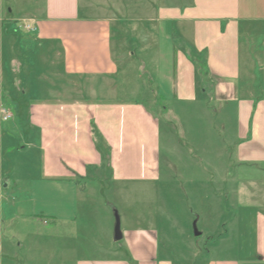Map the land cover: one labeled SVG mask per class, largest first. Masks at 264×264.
Segmentation results:
<instances>
[{
    "label": "rangeland",
    "instance_id": "obj_1",
    "mask_svg": "<svg viewBox=\"0 0 264 264\" xmlns=\"http://www.w3.org/2000/svg\"><path fill=\"white\" fill-rule=\"evenodd\" d=\"M121 4L124 19H135L140 31L131 34L134 27L126 26L127 34L120 37L116 30L113 49L120 66L112 77L115 83L102 89L106 84L101 81L86 80V91L99 101H138L158 117L159 178L113 181L103 163L104 172L80 180L77 220L56 224L50 219L44 224L32 216L36 205L32 192L45 189L39 138L29 125V109L36 98L59 96L67 81L52 53L18 39L27 35L20 27L26 15L18 11L19 0H4L2 18L5 32L10 30L7 37L0 32V63L15 78L0 82V258L7 264H76L121 252L125 239L114 240L117 216L122 231L153 225L160 253L172 264H206L210 257L223 254L225 242L226 253L235 250L244 230L249 233L253 228L255 210L264 211V166L232 160L236 137L231 116L223 111L231 104L211 92L198 91L194 100L172 97V83L162 74L174 67L176 50L183 45L179 36L171 24L150 21L156 6L149 0H121ZM12 18L16 19L8 20ZM161 26H166V34L158 30ZM149 30L152 34L145 35ZM195 62L205 71L200 60ZM208 79L199 73L203 87L211 83ZM76 93L68 91L70 96ZM1 107L12 112L8 121L2 119ZM233 190L249 191L243 200ZM240 213L248 227L233 224ZM227 230L229 237L222 241ZM247 237L239 242L245 252L253 244Z\"/></svg>",
    "mask_w": 264,
    "mask_h": 264
},
{
    "label": "crops",
    "instance_id": "obj_2",
    "mask_svg": "<svg viewBox=\"0 0 264 264\" xmlns=\"http://www.w3.org/2000/svg\"><path fill=\"white\" fill-rule=\"evenodd\" d=\"M149 2L156 6L148 16L150 21L158 26L171 24L183 44L176 50L173 69L162 74L172 83V97L194 100L200 91L228 101L231 105L223 111L231 116L232 135L236 137L232 160L264 166V0ZM3 4L0 0V32L7 37L10 28L5 32ZM19 4L18 11L26 15L23 20L35 29L25 30L30 37L18 39L52 53L55 63L60 64L59 74L67 81L65 93L57 90L59 96L36 98L29 109V125L39 138L41 184L45 189L32 192L36 204L32 216L44 224L50 219L56 224L71 223L77 220L80 180L94 178L91 174L96 171L104 172L105 155H109L107 175L113 181L159 178L158 117L138 101L94 100L85 86L86 80L101 81L106 84L102 89L115 83L112 77L118 73L120 63L113 49V34L117 29L120 37L127 34L126 26L134 27L130 28L131 34H138L141 25L133 18L124 19L121 0H19ZM124 9L127 11V5ZM141 29L144 32L146 27ZM197 60L210 77L211 83L205 87L199 80ZM1 67L0 63V82H15ZM95 89L93 85L94 95ZM70 90L77 93L70 96ZM80 93L82 96H77ZM93 124L100 134L97 140ZM248 191L233 190V194L244 200ZM244 215L235 216L233 224L248 227ZM250 222L253 228L238 236L235 250L226 253L229 245L225 242L223 254L210 257L206 264H264V211L256 209ZM152 226L124 229L121 252L80 259L76 264H172L160 253L158 233ZM229 234L227 230L222 241ZM247 234L253 244L245 252L239 242ZM0 264L7 263L0 258Z\"/></svg>",
    "mask_w": 264,
    "mask_h": 264
},
{
    "label": "built area",
    "instance_id": "obj_3",
    "mask_svg": "<svg viewBox=\"0 0 264 264\" xmlns=\"http://www.w3.org/2000/svg\"><path fill=\"white\" fill-rule=\"evenodd\" d=\"M20 27L27 31L35 29L34 25L28 20H23L22 23H20ZM1 114L4 121H8L12 117V112L6 107H1Z\"/></svg>",
    "mask_w": 264,
    "mask_h": 264
},
{
    "label": "water",
    "instance_id": "obj_4",
    "mask_svg": "<svg viewBox=\"0 0 264 264\" xmlns=\"http://www.w3.org/2000/svg\"><path fill=\"white\" fill-rule=\"evenodd\" d=\"M200 232L196 231V235H199ZM123 231L121 229V222L119 216L116 217V224H115V229H114V240L115 241H120L123 239Z\"/></svg>",
    "mask_w": 264,
    "mask_h": 264
},
{
    "label": "trees",
    "instance_id": "obj_5",
    "mask_svg": "<svg viewBox=\"0 0 264 264\" xmlns=\"http://www.w3.org/2000/svg\"><path fill=\"white\" fill-rule=\"evenodd\" d=\"M199 73H203V74H206V76H207V72H206V70L205 71H201V70H199ZM93 134H94V136H95V140H97V138L99 137V131H98V129H97V127L93 124ZM108 161H109V155H105L104 156V158H103V163H108Z\"/></svg>",
    "mask_w": 264,
    "mask_h": 264
}]
</instances>
